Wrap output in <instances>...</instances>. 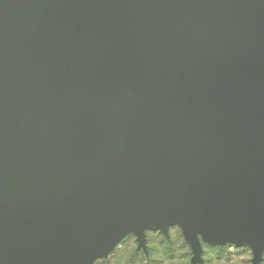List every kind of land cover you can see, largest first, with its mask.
<instances>
[{
	"label": "water",
	"instance_id": "1",
	"mask_svg": "<svg viewBox=\"0 0 264 264\" xmlns=\"http://www.w3.org/2000/svg\"><path fill=\"white\" fill-rule=\"evenodd\" d=\"M264 0H0V264H91L177 224L264 247Z\"/></svg>",
	"mask_w": 264,
	"mask_h": 264
},
{
	"label": "trees",
	"instance_id": "2",
	"mask_svg": "<svg viewBox=\"0 0 264 264\" xmlns=\"http://www.w3.org/2000/svg\"><path fill=\"white\" fill-rule=\"evenodd\" d=\"M177 229V227H171L169 232V237L165 238L159 230H149L146 231V239H145V246H146V253L142 248H136L132 250L131 253L123 254L122 251L132 237V234H129L123 238L120 245L117 246L109 255L108 258H103L101 260H96L93 264H192L190 258L192 257V249L190 246L184 241L181 234L178 236V239L175 238L173 230ZM221 246H213L206 245L202 242V257H203V264H210V260L207 259L206 251H212L215 253L214 259L217 261H224L227 264H232L233 256L230 255V248H236L232 244L225 243V244H217ZM246 246H242L240 248H244ZM224 252L225 258H223ZM264 262V252H263V260ZM247 264H250L249 258L247 259Z\"/></svg>",
	"mask_w": 264,
	"mask_h": 264
},
{
	"label": "rangeland",
	"instance_id": "3",
	"mask_svg": "<svg viewBox=\"0 0 264 264\" xmlns=\"http://www.w3.org/2000/svg\"><path fill=\"white\" fill-rule=\"evenodd\" d=\"M261 4L264 6V1H262ZM262 20L264 21V16L262 17ZM259 104L260 105H263L264 104V95L261 96V98L259 100ZM171 227H177V229H175V230L172 231V233L176 234L175 235V238L178 239V236H180L179 235V233H180L181 236H182V238L184 239V241L187 243V241L184 238V235H183V232H182L181 228L177 224L169 225L165 231H162L160 229H146V230H144L145 231V233H144L145 234V239H146V231H149V230H159L165 238H168ZM129 234H132L134 236V238L132 237L131 239H129V241L127 242V244L125 246H123L124 248H126V249H123L122 248V251L125 250V252L123 251V254H125L127 252H128V254L131 253L132 250L134 249V247H136L137 249L138 248H142L144 250V253H146V249L147 248L145 246V239H144V242L143 243H140V241L138 240V236L134 232H132V231L131 232H128L125 236H127ZM123 238L119 239L118 242H116L115 245H113L112 247H109V250L106 251L105 253H103L101 255H99L98 253H95L93 255V257H91V260H93L91 264H93L96 260H101L103 258H108L109 255L111 254V252L117 246L120 245V243L123 240ZM202 242H204V241L201 240V253H200V257L196 261L193 260V257H191L190 258V261H191L192 264H203V257H202V249H203V246H202ZM204 243L206 245H210L211 247H213V246H221V245H217V244H209V243H206V242H204ZM229 244H232L234 247H236V248H230V252H228V253H230L231 256H233L232 264H247L246 262H247V259L248 258L250 260V264H254L253 263L254 255H253V251H252L250 245H248V244H236V243H229ZM242 246H246V247L240 248ZM263 252H264V247H263V250L261 252V255H260V258H259L257 264H264V262L262 261L263 260ZM205 254H206L205 257L210 260V264H227L225 262V260L224 261H222V260L217 261V259H214L215 253L213 254L212 251H210V250L209 251H206ZM225 254L227 255V252H224V254H223V258L224 259H226L225 258Z\"/></svg>",
	"mask_w": 264,
	"mask_h": 264
}]
</instances>
